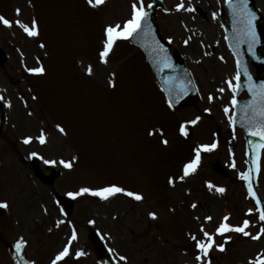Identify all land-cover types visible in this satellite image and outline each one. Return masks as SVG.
Returning <instances> with one entry per match:
<instances>
[{"label": "rangeland", "instance_id": "rangeland-1", "mask_svg": "<svg viewBox=\"0 0 264 264\" xmlns=\"http://www.w3.org/2000/svg\"><path fill=\"white\" fill-rule=\"evenodd\" d=\"M78 1L83 3L82 0ZM163 1L166 8L161 11L158 21L165 36L190 62L203 96L205 97L207 93H214L219 98L215 102L219 105L220 113L216 112L217 115L212 121L199 119L195 124L194 142L185 146L180 152H175L170 146L166 148L162 146L163 139L178 143L180 137L169 134L175 128L172 118L165 113L162 107L151 105L152 102L157 103L158 99L154 95L156 93L154 87L148 84L146 77L149 75L138 53L126 44H121L117 48H115L116 45L114 46L107 64L101 62L99 54L97 55L98 50L99 52L100 49L102 50L105 39V34H102L104 30L101 29L109 24L123 25L122 22L130 18L132 0H105L103 5L91 6L92 10L98 13L87 11L85 15L81 14L76 0H0L1 8L8 7L7 10L2 9V11L9 19H19L30 24L35 18L39 22V29H42L44 36L48 38L50 54L46 63L47 76L50 75L51 78L48 85L43 87L45 100H47L46 95L49 96V104L56 103L57 106H55L59 109H62L71 98L75 102L71 108H67V118L63 115L62 120L59 121L68 122L67 119L72 115L82 118L89 112L93 123L105 130V132H96L88 137L98 145L99 156L96 158L91 156L92 159L88 162L90 158V153H88L73 173L58 179L51 188L42 185L34 178L26 159L33 152H38L48 160L56 159L59 162L60 159L67 160L70 153L63 154V150L56 149V147H62V134H58V129L54 130L56 127L53 122H44L43 125L46 129L52 128L55 131L52 132L53 137L48 146L45 147L35 139L41 128L35 118L39 114L34 111V108L39 110L37 106H34L37 102H34L33 107L31 105L27 108L24 102L17 98V92L24 91L22 84L19 83L16 86L14 80L0 75L1 90L6 93L10 91L9 95L12 97L11 107L7 112L9 122L4 134L2 132L0 135L2 139L0 141V201L8 203V212L0 221V236H4L7 240L24 237L29 245L28 254L36 264L43 262L40 255L47 254L50 249L48 246L45 247L44 243H49L51 247L54 246V237L58 231H50L52 225L56 226L63 217L60 216L58 207L52 205L51 192L60 188L61 192L67 191L61 186L65 179V183L70 182L67 187H75L83 179L91 180L87 184L94 187L112 183L126 184L130 187L140 185L146 190L148 195L146 204L144 202L141 205L131 206L120 198H116L111 201L109 209H100L109 215V220L107 222L102 220V224L109 227L106 230L110 232L109 237L116 239L113 247L120 254L128 253L131 259L130 264H197L196 256L192 253L195 242L190 239L189 233L203 238L199 231L201 224L207 231L214 232L225 213L233 218L235 215L242 218L243 213L252 208L254 211L246 218L251 221L247 230L255 235L262 226L255 212V205L252 204V200H249L247 188L242 183L245 181L240 177L241 172L246 173L244 141H242L241 134H233L238 136L237 140L225 139L223 136L225 132H228L231 113H225V104L220 100L226 95L219 89H225L224 83L233 76L230 67L231 57L228 53L226 54L224 58H226L227 66H225L216 60V57H211V50L216 51L224 46L221 21L225 17L217 15L223 9L224 1ZM150 2L151 0H145V5ZM181 2L184 3V8L177 9L175 6ZM258 3L259 8L264 10V0H259ZM17 8L21 9L19 14L16 12ZM190 8H200L205 13L197 11L193 14L188 10ZM67 10L71 18L68 23L64 21L58 23L57 20H52L50 13L53 11L63 13ZM213 13H216L215 17ZM58 16L61 17L62 14ZM59 17L58 20H60ZM85 17L90 27H80L83 32L80 35L79 26L75 24V21L79 23V20ZM55 26L60 29V33L56 28L53 30ZM1 29L3 28L0 27V34ZM22 30L19 25H14L7 31L3 29V35L1 34L3 43L6 42L7 45L9 42L12 43L9 49L11 54L8 55L4 66L11 58L13 61L19 60V52L21 59H29L28 64L33 66H36L33 56L43 55L44 52L37 45V40H33L27 34L23 35ZM92 35L95 37L91 38ZM208 39L216 43L208 46L206 44ZM89 65L93 68L91 75L87 73ZM224 68L226 71L222 72L221 69ZM112 73H115L114 77ZM43 79L37 81V84L46 82V80L42 82ZM110 79L115 80L117 88L107 91L103 84L109 83ZM63 100H67V103L62 102ZM141 101L144 107L140 106ZM207 102H209L207 98L203 99L201 105L205 103L209 106ZM118 103L121 104V108L116 111ZM56 112L57 110L53 111L54 114ZM151 114L154 115L152 120L149 119ZM194 114L193 110L188 109L185 116L191 119ZM178 119L181 120V117ZM13 126L16 128L13 129ZM155 126H162L165 135L161 134V128L157 129L155 135L149 137L143 133L144 129ZM139 128L138 136L130 132L132 129ZM213 129H216L214 134ZM77 132L72 135H76ZM27 136L34 137L29 144L23 142ZM19 138H21V143L19 142V146H16L14 140L19 141ZM135 140L138 141L137 145H134ZM34 141L37 144H33ZM214 142L217 143L215 149L201 151L200 171L196 176L186 177L184 181L177 179L175 187L168 183L171 175L183 174L180 169L181 164L176 161L180 158V154L185 151L194 152L198 145ZM86 151L89 150L86 149ZM116 154L121 155L122 159H127V168L112 163ZM217 159L231 170V177H221L211 169L212 163ZM93 161L95 169H88L90 162ZM130 162L135 163L131 165ZM261 167L258 179L261 183H259L258 192L264 201V158ZM133 168L135 171H132ZM135 172H139L140 176L136 177ZM131 178H136L138 183H133ZM209 181L213 185L226 188V192L221 194L215 189L210 190L207 183ZM16 182L18 183L13 185ZM28 184L29 186L33 184L35 187L29 189ZM11 185L13 186L8 190ZM192 203L197 204L195 209L191 207ZM94 208L93 200L79 198L75 212L71 216L74 220L71 224H78L81 234L86 232L84 224L94 216L92 213ZM148 210L158 213L155 219L157 222H153L154 220L149 217L150 211ZM208 215L214 219L205 220V216ZM196 217L199 219L197 220ZM180 219H182L180 222L188 221L190 224H187L189 227L185 233L182 232L180 224H177L180 223L178 222ZM130 221H133L132 227ZM234 222L237 223V221L230 223ZM66 224L63 226L61 223V231L65 234L63 243L69 235V228L65 227ZM130 230L134 232L131 233L132 237ZM48 232L52 236L50 240L46 236ZM230 234L232 239L226 244L227 249L224 256L221 251L214 249L211 254V264H235L236 262L247 264L249 259L264 251V236L259 240H253L240 233L230 232ZM216 242L222 243V237L217 235ZM49 252L52 253V250L50 249ZM3 256L1 252V257Z\"/></svg>", "mask_w": 264, "mask_h": 264}, {"label": "snow or ice", "instance_id": "snow-or-ice-1", "mask_svg": "<svg viewBox=\"0 0 264 264\" xmlns=\"http://www.w3.org/2000/svg\"><path fill=\"white\" fill-rule=\"evenodd\" d=\"M228 6L233 10V13L240 18V22L243 24V29L240 33V37L243 39L244 42L248 44V51L253 52V55H255V52L253 51L254 45L258 42V36L255 28V19L256 14L248 7V0H226ZM88 5L92 7H96L99 5H103L105 3V0H87ZM151 5H145V0H132L131 4V16L129 19L125 20L123 22V25L120 23L116 24H109L104 29L105 39L103 41V48L99 52V58L101 62L104 64H107L109 62V56L110 53L113 51L114 46L116 45L118 40L121 39H128L132 37L135 33H137L141 28L143 21L148 16L147 9L150 8ZM177 9H183L184 3L181 2L177 4ZM189 11H195L194 8L188 9ZM17 14L21 12V9H16ZM216 16V13H213V17ZM0 23H2L4 26L7 27H13L14 25H19L20 28L23 29V31L30 37H38L40 35V29H39V22L33 18L30 24L24 23L23 21L16 19L11 20L3 15H0ZM185 43L187 44L188 41L186 40ZM41 47H44V44L41 43ZM223 60L224 58L221 57ZM164 67H171V65L167 61L162 62ZM237 65V71L235 73V83H233V78L228 79L227 85L229 88H231L233 93L238 92L241 89V67L242 62L240 59H237L236 61ZM244 67V71L247 72L246 66ZM28 72L42 75L46 72L45 67L43 64H41L38 67L28 68ZM93 72V68L91 65L87 67V73L91 75ZM115 76V73H112V77ZM250 83L248 85V91L252 93L253 99L246 105L245 109V117L248 119V126L249 131L253 135H259L261 137H264V83H261L260 85H256L252 81L251 75L248 77ZM109 84L111 87H115V80L110 79ZM170 91V90H166ZM187 89H182L181 92H178L176 97L173 99L171 96H169L167 100L168 106L174 107L175 104L179 103V99L183 93H185ZM220 92H224L225 89L221 88L219 89ZM36 97H33L35 99ZM4 97L0 96V100H3ZM214 99L211 94L209 95V100ZM231 103L233 105H237L239 101L237 100L236 96L233 95ZM9 107H11V101H8ZM230 107H225L224 111L225 113L230 112ZM205 111H211V109H205ZM31 114V113H29ZM200 119V117H196V119L189 121L187 123H190L192 125H195L197 121ZM229 120L233 122V125L235 124V120L232 116H229ZM55 127L59 130L60 133L67 135L66 129L61 124H56ZM180 132L187 136L188 129L185 126L180 127ZM161 134L163 133V130H160ZM150 135H155L156 130L153 129L150 133ZM34 137L27 136L24 138V143L28 144L30 143ZM36 140H38L41 144H45L47 142V135L44 132L43 129H41L40 135L35 137ZM162 143L164 145H168L169 141L167 139H163ZM217 147V143L214 142L212 144H200L195 149V155L194 157L186 162L183 165L182 172L183 174L177 177H170L168 180V183L175 187L176 180L179 179L180 181H184L186 177H189L196 173L197 168L199 166L200 160H201V151H212ZM259 147L264 148V144L260 145ZM32 156H37L38 154L33 152L31 154ZM40 159L44 160V157L41 156ZM78 160V157L73 156L69 160L60 159L59 163L62 164L65 168L71 170L74 166V163ZM46 164H56V160H44ZM256 165V172L259 173L260 171V158L259 155H257L256 160L254 161ZM235 166V165H233ZM240 177L247 183V188L249 194L255 199V202L257 205H261V198L256 194L253 183H252V169L249 168L248 172H241ZM209 189H215L219 193L223 194L226 192V188L224 187H218L216 185H213L210 181L207 182ZM84 194H90L93 196H98L104 200H108L111 197H114L117 194H125L128 197L134 198L136 201H143L145 199V196L142 192L132 191L129 190L123 186H119L116 184L107 185L102 188H90V187H81L78 191L75 192H69L67 193L68 196L71 197H79ZM8 203L7 201L0 202V208H7ZM191 207L195 209L197 207L196 203H192ZM47 209L45 208V212ZM254 211V209L250 208L248 209V213L251 214ZM149 217H151L153 220L157 219L158 213L156 211H151L148 213ZM198 220L199 217H196ZM207 221H212L214 218L211 215L205 216L204 218ZM230 214L225 215L222 219V221L217 225L214 232H209L205 229L204 225L201 224L199 231L202 233L203 238H198V236L194 233H189V237L192 241H194V247L198 250L197 255L195 257L197 264H211V253L212 251L219 250L221 252L226 251V244L228 241L232 239L230 235H225L226 233L230 232H236L240 233L243 236L250 237L253 240H259L262 236H264V225H262L259 229V232H257L255 235L252 234V232L248 231L251 221L245 219L242 224L240 225H233L229 223ZM259 221L264 222V206H261L259 208ZM64 221H59V223H63ZM70 223V222H69ZM89 223H95V221H89ZM219 235L221 237H224V243H217L216 242V236ZM77 232L75 229V226L72 227L71 235L67 241V243L63 246V248L56 253L55 257L51 260L50 264H59V262L65 261L67 257L71 255V248L73 241L77 240ZM28 244V241L24 239V237H20V239L15 244V250L17 256H22L23 250ZM85 255L84 251L77 250L75 252V256L77 258ZM121 260H127V257L122 256L120 257ZM25 264H36L34 260L26 261ZM247 264H264V251L258 253L254 258L249 259Z\"/></svg>", "mask_w": 264, "mask_h": 264}, {"label": "water", "instance_id": "water-1", "mask_svg": "<svg viewBox=\"0 0 264 264\" xmlns=\"http://www.w3.org/2000/svg\"><path fill=\"white\" fill-rule=\"evenodd\" d=\"M144 23V21H143ZM142 29L138 32V42L136 43L140 49L143 51L144 54L150 55L149 51L152 49V46L150 45L149 41L151 39V34L149 32L150 27L142 25ZM147 49V51H146ZM156 57H158V53L156 52ZM154 59V56H152ZM161 63L163 61L159 60Z\"/></svg>", "mask_w": 264, "mask_h": 264}, {"label": "bare ground", "instance_id": "bare-ground-1", "mask_svg": "<svg viewBox=\"0 0 264 264\" xmlns=\"http://www.w3.org/2000/svg\"><path fill=\"white\" fill-rule=\"evenodd\" d=\"M203 12V11H202Z\"/></svg>", "mask_w": 264, "mask_h": 264}]
</instances>
